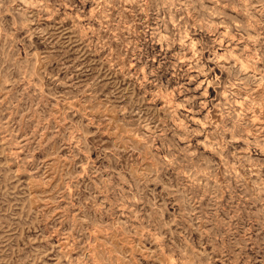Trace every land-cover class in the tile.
Masks as SVG:
<instances>
[{"label": "rangeland", "instance_id": "374dc122", "mask_svg": "<svg viewBox=\"0 0 264 264\" xmlns=\"http://www.w3.org/2000/svg\"><path fill=\"white\" fill-rule=\"evenodd\" d=\"M0 264H264V0H0Z\"/></svg>", "mask_w": 264, "mask_h": 264}]
</instances>
